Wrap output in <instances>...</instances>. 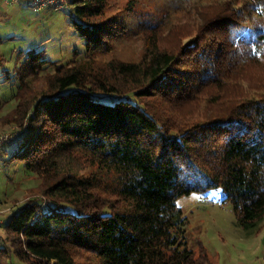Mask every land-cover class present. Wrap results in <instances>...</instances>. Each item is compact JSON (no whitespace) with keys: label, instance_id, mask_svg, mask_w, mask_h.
Listing matches in <instances>:
<instances>
[{"label":"trees","instance_id":"obj_1","mask_svg":"<svg viewBox=\"0 0 264 264\" xmlns=\"http://www.w3.org/2000/svg\"><path fill=\"white\" fill-rule=\"evenodd\" d=\"M263 3H220L178 51L154 42L138 62L100 64L93 55L106 30L95 20L106 0H70L65 16L83 54L59 64L44 48H17L7 66L0 53V125L22 130L0 148V162L39 181V195L0 224V264H212L201 242L196 252L188 247L176 204L209 189L222 190L240 227L256 229L264 218V75H246L247 64L260 63ZM247 81L251 94L237 90ZM207 86L234 87L221 98L229 101L223 112L183 125L169 118ZM153 98L176 107L163 117ZM77 153L95 173H81Z\"/></svg>","mask_w":264,"mask_h":264},{"label":"rangeland","instance_id":"obj_2","mask_svg":"<svg viewBox=\"0 0 264 264\" xmlns=\"http://www.w3.org/2000/svg\"><path fill=\"white\" fill-rule=\"evenodd\" d=\"M2 1L0 37L4 40L0 45V53L6 59L5 65L11 64L13 58L10 55L17 48H44L46 57L59 64L68 62L75 53H84L83 42L67 23L66 11L47 8L36 10L20 4L5 5ZM227 1L230 0H137L130 7L128 0H106L102 15L95 20L105 27L104 45L93 56L100 64L109 60L138 62L146 48L154 42L160 48L178 51L185 48L190 38L195 36L203 20L214 14L220 3ZM261 9L264 12V3ZM248 26L254 27V23ZM255 50L259 54L260 63L247 64V78L250 73H257L255 79L261 73L264 75V58L261 56L264 43ZM190 61L186 58L182 62L188 65ZM2 82L0 77V97L5 94ZM248 82L241 83L237 90L241 88L243 93L251 94L247 88ZM234 92V87H229L223 93L213 86L197 88L193 93L195 97L184 101L171 116L163 109L174 107V100L171 104L164 103L161 98L149 99V102L154 110L164 113L163 117L169 116L175 123L183 125L186 122H202L223 112L229 105L227 100L221 102L223 94L228 96ZM6 111L1 108L0 115ZM21 131L16 126L0 125V136L3 137L19 136ZM10 143L7 141L3 146ZM14 147L15 144L9 145L8 152ZM76 155L81 160L75 158L82 167L81 173L88 176L96 172L94 166L82 164L85 159L82 154ZM188 174L196 177L194 173ZM38 185L37 178L27 175L20 164L13 163L4 168L0 162V224L31 195H39ZM223 197L221 189H209L178 199L176 204L186 219L184 234L188 247L196 252L201 242L212 264H264V218L256 229H243L237 224L230 203H223ZM37 199L47 201L42 196ZM4 239L5 235L0 229V240Z\"/></svg>","mask_w":264,"mask_h":264},{"label":"built area","instance_id":"obj_3","mask_svg":"<svg viewBox=\"0 0 264 264\" xmlns=\"http://www.w3.org/2000/svg\"><path fill=\"white\" fill-rule=\"evenodd\" d=\"M3 4H20L32 9H52L54 11H63L66 10L70 4V0H3ZM17 138L16 135H11L9 137L0 136V148L7 141L13 142ZM2 223V222H1Z\"/></svg>","mask_w":264,"mask_h":264}]
</instances>
